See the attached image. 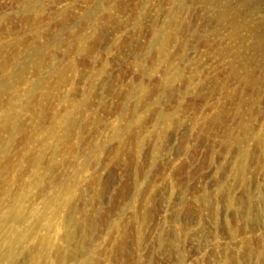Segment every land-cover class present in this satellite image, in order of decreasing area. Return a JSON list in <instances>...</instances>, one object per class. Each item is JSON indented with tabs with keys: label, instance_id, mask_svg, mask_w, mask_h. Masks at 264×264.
<instances>
[{
	"label": "rangeland",
	"instance_id": "374dc122",
	"mask_svg": "<svg viewBox=\"0 0 264 264\" xmlns=\"http://www.w3.org/2000/svg\"><path fill=\"white\" fill-rule=\"evenodd\" d=\"M248 5L264 28V0ZM215 17L198 0H0L17 264H264V47Z\"/></svg>",
	"mask_w": 264,
	"mask_h": 264
},
{
	"label": "bare ground",
	"instance_id": "6f19581e",
	"mask_svg": "<svg viewBox=\"0 0 264 264\" xmlns=\"http://www.w3.org/2000/svg\"><path fill=\"white\" fill-rule=\"evenodd\" d=\"M198 2H199L200 10H203L205 12L213 11L216 14L215 18L222 23L221 25L229 26V24L225 23V22H228L231 20L230 26H229L230 30L228 33L229 35H234V36L240 37L241 36L240 35L241 28L247 27L250 30V33L252 34V36L254 37V41L252 43H250V45H248L249 49L256 50L258 48L262 49L264 47V39H263L264 28L261 25H258V24L253 25L252 23L247 21V16L252 12V9L248 5V0H236L235 5H233V0H198ZM214 7H217V8L213 9ZM32 11L35 12L34 10H32ZM38 15H41V13ZM10 17H12V16H10ZM68 18H69V16H68ZM21 19H23V18H21ZM209 20H214V19L209 17ZM26 21H27V19H26ZM41 21H42V19H41ZM66 21H67V19H66ZM185 28H187V26H185ZM201 38H202V32L200 31V39ZM166 40H167V38H165L164 42H166ZM201 40L203 43L210 45L208 40L207 41L204 39H201ZM244 41H245V39H244ZM220 52L226 53L229 56V58H227L229 63L232 62V64L241 65L242 62L245 61L244 55L241 53L234 54L231 57L232 53H230V50L228 47H224ZM253 62L256 63V65L263 64L264 63V53L262 52L260 58H258L257 60H255V61L251 60V64H253ZM257 72H258V70L254 71V72L251 71V73L247 76V78L248 79H252V78L256 79L255 74ZM232 73H231V75H232ZM236 74L237 73L234 72V75H236ZM231 75H229V78L231 77ZM262 76H264L263 70L260 71V77H262ZM11 85H12L11 82L6 83V87H9ZM241 167L243 170L244 164ZM70 185L71 184L69 182H67V184L64 185L66 187H64V186L63 187L67 188V191L69 192L71 190ZM68 202H69V199L67 201H65L66 204ZM25 208H26V204H25V201L22 199L6 215L2 216L3 220H2V228H1L0 235H1V239L4 240L3 242L6 243L7 246H6L5 250H1V248H0V264H6V260L9 261L10 264H17V252L18 251L16 248V244L22 241V238L25 236V234L24 235L18 234L17 236H15V235H13L12 232H13V229L15 227V222L17 220H21L24 217ZM143 214H145V213H143ZM86 229H87V226H86ZM73 233L74 232H72L70 230L67 233V237L69 239L73 238ZM8 239H10V242H7ZM123 240H122V243L124 242ZM44 243H46V248H48V249H50L53 245V242L50 239H46V241L44 239ZM34 259H35V257L32 258L31 262L32 261L35 262ZM62 259L63 258H60V261H62Z\"/></svg>",
	"mask_w": 264,
	"mask_h": 264
}]
</instances>
